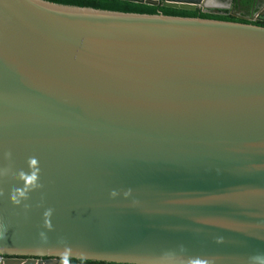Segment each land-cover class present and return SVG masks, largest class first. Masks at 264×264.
Returning <instances> with one entry per match:
<instances>
[{"label":"water","instance_id":"1","mask_svg":"<svg viewBox=\"0 0 264 264\" xmlns=\"http://www.w3.org/2000/svg\"><path fill=\"white\" fill-rule=\"evenodd\" d=\"M64 259L264 264L263 26L0 0V264Z\"/></svg>","mask_w":264,"mask_h":264},{"label":"trees","instance_id":"2","mask_svg":"<svg viewBox=\"0 0 264 264\" xmlns=\"http://www.w3.org/2000/svg\"><path fill=\"white\" fill-rule=\"evenodd\" d=\"M54 4L75 6V7H86L106 11H115L122 13H136V14H147L156 15L161 13L165 16L182 17V18H201L210 20H219L226 22H237L245 23L233 19L230 16H219L216 14H204L201 10L197 9L195 11H184L165 8L161 4L158 6H148L145 4H138L127 2L123 0H43Z\"/></svg>","mask_w":264,"mask_h":264},{"label":"flooded vegetation","instance_id":"3","mask_svg":"<svg viewBox=\"0 0 264 264\" xmlns=\"http://www.w3.org/2000/svg\"><path fill=\"white\" fill-rule=\"evenodd\" d=\"M221 1H224V2L232 1L234 3L233 9L230 11L211 10L209 11V13H204V14H216L219 16H230L233 19L243 21L245 23H251L254 25L264 27V0H221ZM238 6L240 7V10H241L240 12L241 17L234 16V14L237 13L236 10H238L239 8ZM45 260L46 259H44V261ZM46 261L52 262L54 260H46ZM68 262L70 264H104V263L78 261V260H73V259H69Z\"/></svg>","mask_w":264,"mask_h":264},{"label":"clouds","instance_id":"4","mask_svg":"<svg viewBox=\"0 0 264 264\" xmlns=\"http://www.w3.org/2000/svg\"><path fill=\"white\" fill-rule=\"evenodd\" d=\"M36 179H37V178H36L35 176L32 177V180H33V181H35ZM32 186H33V187H38L39 185L33 183ZM19 195H20V196H25L26 193H25L24 191H20V192H19ZM13 199L15 200V197H13ZM63 264H68L67 259H64V260H63Z\"/></svg>","mask_w":264,"mask_h":264}]
</instances>
